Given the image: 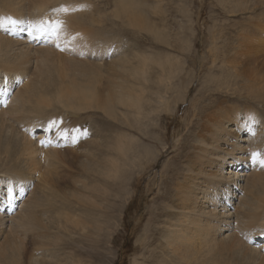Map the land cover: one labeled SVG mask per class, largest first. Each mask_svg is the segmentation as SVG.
I'll return each mask as SVG.
<instances>
[{
	"label": "bare ground",
	"instance_id": "1",
	"mask_svg": "<svg viewBox=\"0 0 264 264\" xmlns=\"http://www.w3.org/2000/svg\"><path fill=\"white\" fill-rule=\"evenodd\" d=\"M80 1L0 0V264H80L60 250L73 240L78 229L100 231L97 223L91 227L85 223L92 222V207L99 209L96 199L110 196L109 180L121 176L126 180L125 192V187L139 185L143 175H137L139 165L149 168L162 153L174 151L164 162L159 178L153 172L149 181L157 190L154 201L167 214L160 253L163 260L172 257L169 264H264V168L251 164L253 151L264 157V0H220L230 15H250L245 22L228 24L233 29L230 38L219 34L205 42L211 62L203 69L217 67L208 79L214 81V90L219 93L217 98L210 94L203 97L211 93L207 83L202 87L206 89L202 98L189 102L185 119L188 130L181 128L182 115L170 137L175 141L170 150H166L172 143L169 139L160 142L161 148L139 146V137L124 132L121 126L142 128L156 111L154 105L160 109L167 103V97L156 91L158 84L153 86L155 91L149 85H166L160 75L154 76L157 72H149L152 60L138 55L136 46L127 49L129 61L120 56L127 47L122 36L126 31L137 35L139 30L152 29L144 1L112 0L110 8L105 7V0L104 6L99 0ZM61 6L76 10L52 11ZM41 17L63 20L65 28L58 37L33 39L27 32L23 35L20 22H35ZM215 28L223 32L224 24ZM155 31L157 37L164 36L159 29ZM221 38L222 50L216 52ZM108 55L115 58L111 63ZM134 55L137 58L133 59ZM206 55L199 58L200 63L208 60ZM180 57L156 60L171 82L185 70ZM192 69L188 90L194 80H201L203 71L198 68L197 74L194 66ZM174 86L179 87L178 81ZM166 109L173 114L172 109ZM100 113L112 123L101 126L102 137L93 141L89 139L90 127L82 125L87 118L93 122L95 115L100 119ZM110 124L115 132H111ZM82 132L86 139L79 147L73 142ZM66 142L72 148H67L70 145ZM181 144L177 152L175 146ZM183 153V163L191 161L186 186L178 182L179 178L175 183L173 176L175 159ZM127 164L134 169L128 176ZM76 168L74 182L79 190L62 196L58 192L61 173L70 176ZM170 171L174 195L173 203H166L171 193L164 187V175ZM150 190L148 187L145 192ZM122 192L113 197L119 196L126 203L128 198ZM20 197L24 200L17 202ZM140 201L149 212L155 203L146 197ZM81 204L89 207L83 210ZM159 208L157 214L152 212L156 218L162 214ZM183 209L190 214L183 215ZM139 221L133 223V238ZM28 233L34 236L32 242ZM137 241L140 252L148 238Z\"/></svg>",
	"mask_w": 264,
	"mask_h": 264
},
{
	"label": "rangeland",
	"instance_id": "2",
	"mask_svg": "<svg viewBox=\"0 0 264 264\" xmlns=\"http://www.w3.org/2000/svg\"><path fill=\"white\" fill-rule=\"evenodd\" d=\"M111 1L112 0H108V1L105 0V2L107 3L105 7L110 8ZM143 1L145 3L144 12L146 15H149L148 13H150L149 16L151 17L152 22H153L152 29L151 30H145V29L139 30L140 32L137 33V35H134L131 32L126 31L122 36L125 38L124 42L126 43L127 47L126 49L120 52L121 53L120 56L124 58L125 62L129 61V59L126 58L127 49H130L131 47L133 48V46H136L138 49V55L147 56V58H145L144 60L151 59L152 60L151 65H150L151 67L150 66L148 67L149 72H152V74H155V72H157L154 76L160 75L164 80H166L165 81L166 85L161 84V83L159 84L158 82L157 83L152 82L149 85L152 88V90L155 91L153 86L154 84H158L155 86L156 91L158 90L159 94L167 97L166 99L167 103L161 104L162 106L161 105L160 106L162 108L160 109H158V107L154 105L153 109H155L156 111H153L154 113L150 114V122L147 123V121H145L144 126H142V128H135V127L132 128L129 125L128 126L121 125V124L120 125L122 126V129L124 130V132L130 133L134 136L137 135L139 137V141H138L139 146L140 145L143 146L144 144H147V145L149 144L152 146L153 149L154 148L156 149L157 148L156 146L161 148L162 146H160V142H163V141L167 142L169 139V142L172 141V143L171 144L168 143L169 146H167L166 150H170L175 144V141L173 139L170 141V137L173 131H176L175 129H177L179 125V118L182 115L184 116V120H183L184 122L181 123V128L183 129L186 128L185 119H186V113L190 111L189 105H188L189 102L193 100H198V98L199 99L202 98L206 90L205 88H202V87L206 85L207 83H208V86H210V89L212 88L211 93H208L207 95L205 94L203 97H206L210 94V95H213V97L215 96L217 98V93H219V92H215L214 90V83H213L214 81L208 79V77L214 76V74L218 70L217 67L215 66L212 69H206V70L203 69V68L208 67L209 66L208 64L211 62V60L207 58L210 56L206 55L208 54V52H207V47H205L204 45H206V43H209L211 40H213L214 37H216V35H219V34H224L226 35V37L230 38V33L233 29L230 27H227L228 24L231 25L232 23H236V22H245V20L249 17L248 15L250 14L249 12L241 13V14H238L240 12H237L234 15H230L231 13L229 12L230 10L226 8V5L224 6L220 0H195V1L194 0H143ZM80 2H86V1L81 0ZM99 2L101 6H104L103 0H99ZM152 4L155 5V7L152 8L153 6ZM155 8H157V10H153ZM221 23L224 24L225 33L224 31L220 32L219 31L220 29L217 30L215 28V27L218 28ZM158 29L164 35L162 37L163 39L156 36L155 30H158ZM25 32L26 31H23V35ZM219 41H220V44H219L220 48H217L216 52L222 50V47H223V44H221L223 42V39L221 38V40ZM228 47L229 46H227V48ZM203 54L206 55V58L208 60H206L207 62L205 61V63L204 62L200 63V59L201 58L203 59ZM168 55L169 57H172V55L181 56L180 58L184 60V65H185V66L183 65L182 68H184L185 70H188L186 72L184 70L182 72L183 74L180 72V75L173 80L174 82L173 81L171 82V80H169L168 72L165 71L163 67L156 62V60L160 62L161 57H163L161 60H167L166 58H169L167 57ZM191 55H193L192 58H191ZM135 57L137 58V55H134L133 59ZM113 58L114 57L112 55H108L107 61L111 63ZM152 63L154 65L157 63V65H155L154 67ZM193 66L195 69L194 71L197 74H199L201 70L203 71L200 73L201 80H199V78H198L199 81L194 80V83H192V85L189 88L190 90H188V80L191 76L190 73L193 70L192 69ZM198 68H200V71H198ZM119 74H116V76ZM197 74H196V79H197ZM176 81H178L179 87L174 86ZM167 84H171V86L168 87ZM172 85L174 86V89L172 88ZM5 96L7 95L5 94ZM194 97L196 98L194 99ZM228 99H230L229 96H228ZM165 107L168 109H172L173 114L172 115L168 114L167 113L168 111ZM184 109H186V111ZM88 119L90 118H87V120ZM87 120L84 121L86 125L84 124L82 125V127H86V126L90 127L92 134L89 137V139L93 141L98 140L99 136L102 137L103 127L101 126H103L104 124L107 125L108 123H112V122H109L111 120L110 118L107 119L106 116L101 113H100V119L98 118V116L95 115V117L91 119L93 122H87ZM99 122H101V125L99 124ZM155 122L157 123L155 124ZM55 126L56 125H54V127ZM109 128H111V132H115L116 130L112 124L109 125ZM187 128H186V131L188 130ZM193 128L194 127H191L190 130L191 129L193 130ZM56 130L62 132L60 128ZM150 131L153 133L152 135ZM76 133L78 134V132ZM191 138H192V135L190 136L189 140ZM85 139L86 138L83 137V132H82L80 134V138H76L77 142H73V143L75 144L77 143V146L79 145V147H81V146H84L83 142ZM43 142L45 143V140ZM66 143L65 145H68V146L70 145L69 143L67 144ZM63 145L64 144L60 146H63ZM95 146L96 145L93 143V148H95ZM182 146L183 144L176 145L175 150L179 152ZM67 148H72V147L70 145ZM172 154L174 155L175 151ZM172 154H167V152L162 153L161 156L159 157V160H157V162L156 161L153 162V164L151 163L152 165L150 164L151 166L149 168H147L146 166L142 167L139 165V170L137 172V175H140L141 173H143L141 180L138 183L139 185L136 186L135 184H132L130 186H127L125 187L126 188L125 192H124V186H125L126 180L123 181L121 176H119V178H117L116 180H113V179L109 180L108 182L109 191L108 192L111 193L110 196L106 197V196L101 195L96 199L97 204L99 205L98 207L99 209L92 207V213L90 214L92 217L91 218L92 222L85 223L89 225L90 227L93 225V223H97V226L99 227L101 226L100 231L91 230L90 228H86V227L82 230L78 229V231L75 233V236L73 237V240L70 243H64L65 248L63 247L62 250H60V253L62 255L66 253H70V255L76 260V262H79L80 264H151V263L159 264L160 260L163 261V263L161 264H169V262L173 260L171 259L172 257H170V261H169V259L163 260L164 257L161 256L163 254L162 249L164 248L163 231L165 229L164 225H167V223H165L167 214L163 212L164 210L163 208H161L160 203L154 201V198H155L154 196H157L156 194L157 190L155 188V185L153 184L154 185L153 186L152 183H150L149 181H151L154 178V176L153 178H150L153 175V172H157L156 178L157 179L159 178L160 173L163 170L162 166L164 162L167 159H169L172 156ZM184 154L185 153H183L181 157H177L175 159L177 166H175L174 174H173V171H170V172H167L168 174L166 173V175H164L166 179L165 181L166 183H164V187L167 188L168 190L167 193H171L166 199L167 200L165 201L166 203L167 202L173 203L174 190H172L171 188L172 184L169 185L171 175L173 174L175 178V183H177L178 178H179L178 182H181V184L186 186V183L188 181L190 174L187 172H190L191 170V164H190L191 161L187 162L185 165L183 163ZM143 155H145V153H143ZM252 163L253 161H251V164ZM169 164L173 166L172 161L169 162ZM128 165L130 166L129 168L127 167ZM77 169L78 168H76V170L70 176L69 174L64 173V172L61 173V176H63V178L59 182L60 190L58 192L59 193L61 192L60 194L62 196L65 194V192H68V191L78 192L79 188L78 186L75 185V182H74L75 180L74 177L75 178L78 177ZM126 169H127V176L131 174L130 173L131 170L132 171L134 170L130 164L126 165ZM75 172L77 176L74 174ZM67 177L69 178L67 179ZM128 184H129V181H128ZM227 184L228 183H226V185ZM148 187L151 190L149 191V193H146L145 189L147 190ZM122 190L126 195L125 199L128 198L126 203L124 199L123 198L120 199L119 196H117L116 198L113 197V194H116L117 191L122 192ZM237 190H240V189H237ZM233 192L235 194V192H238V191L233 190ZM130 193L132 194V196H129ZM143 197H146L148 201L152 200V202H155L152 204V209H150V212H149V207L146 208L147 210L146 209L144 210V208L142 207L143 205H141L140 199H142ZM20 199L21 197L17 198V202ZM22 200H24V198H22ZM8 204H10V201ZM169 204L172 206L171 203ZM80 206H82L83 210H86V208L89 207V206L88 207L85 206L84 208L82 204ZM154 207L157 209H155ZM158 208L160 212H162V214L161 215L158 214L157 215L158 218H156L155 214L158 213ZM9 210L10 209L7 208V212ZM153 211L155 212L154 216L152 213ZM188 212H189L188 210L183 209V215L186 216ZM137 220L139 221L140 226H138L136 234L134 235V238H133L132 237L133 223L137 224ZM88 229H90L88 231L89 236L87 235ZM116 229H119L118 232ZM30 234L28 233V236L30 235L29 236L30 242H32L33 239L31 238V236H33V234L32 233ZM143 236L148 238V244L143 247L142 251L139 252V242L137 240ZM68 244L73 245L74 248L69 249ZM32 246H34V244ZM123 253H124V256H123ZM157 258L160 260H157Z\"/></svg>",
	"mask_w": 264,
	"mask_h": 264
},
{
	"label": "snow or ice",
	"instance_id": "3",
	"mask_svg": "<svg viewBox=\"0 0 264 264\" xmlns=\"http://www.w3.org/2000/svg\"><path fill=\"white\" fill-rule=\"evenodd\" d=\"M75 8L70 6H61L59 9H53V12L59 11L64 13H69L71 11H75ZM16 23V21H13ZM23 24L22 31H26L29 36L33 39H40L42 37L52 36L58 37L60 31L65 28V21L57 19V20H49L43 17L39 18L35 22L31 19L26 21H21ZM59 47V45H57ZM251 159L254 164L260 165L264 168V158H262L261 153L259 151H253L251 153Z\"/></svg>",
	"mask_w": 264,
	"mask_h": 264
},
{
	"label": "clouds",
	"instance_id": "4",
	"mask_svg": "<svg viewBox=\"0 0 264 264\" xmlns=\"http://www.w3.org/2000/svg\"><path fill=\"white\" fill-rule=\"evenodd\" d=\"M22 199V198H21Z\"/></svg>",
	"mask_w": 264,
	"mask_h": 264
}]
</instances>
